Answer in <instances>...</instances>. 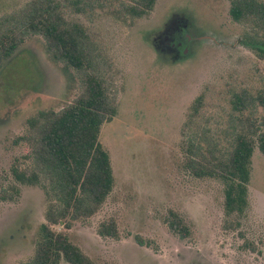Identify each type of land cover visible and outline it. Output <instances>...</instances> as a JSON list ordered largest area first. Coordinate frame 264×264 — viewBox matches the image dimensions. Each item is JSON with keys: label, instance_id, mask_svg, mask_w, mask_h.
Here are the masks:
<instances>
[{"label": "rangeland", "instance_id": "374dc122", "mask_svg": "<svg viewBox=\"0 0 264 264\" xmlns=\"http://www.w3.org/2000/svg\"><path fill=\"white\" fill-rule=\"evenodd\" d=\"M22 1L0 0V12ZM104 1L94 2H102L100 10L80 5L79 17L96 58L89 71L116 104L99 135L110 156L113 189L87 221L53 228L99 263L264 264L259 243L264 156L254 149L242 226L226 228L221 184L195 177L180 147L183 122L197 95L204 96L199 123L222 138L235 123L232 94L246 92L251 99L264 94V56L250 46L252 40L264 41V25L234 19L231 0H156L148 15L135 19L110 10L111 2L120 0ZM179 28L190 35L186 51L183 44L179 51L166 48ZM84 78L54 62L36 36L0 66V184L7 182L4 175L19 153L14 138L24 132L26 119L71 102ZM261 115L264 107L254 100L240 118ZM169 209L183 216L187 237L165 224ZM44 210V193L35 185H20L13 199L0 200V264H18L32 254ZM109 219L115 221V237L98 233L100 222Z\"/></svg>", "mask_w": 264, "mask_h": 264}, {"label": "trees", "instance_id": "16d2710c", "mask_svg": "<svg viewBox=\"0 0 264 264\" xmlns=\"http://www.w3.org/2000/svg\"><path fill=\"white\" fill-rule=\"evenodd\" d=\"M95 1L23 0L0 12V66L36 36L47 55L65 71L85 75L81 92L71 102L58 110H39L26 119L24 132L14 138L19 153L4 175L7 182L0 184V200L13 199L20 185L38 186L45 196L44 222L39 225L33 252L18 264H108L96 262L65 232L53 228L57 224L70 228L76 221H87L113 189L110 156L99 135L102 125L115 116L116 104L103 81L89 71L96 58L88 29L79 17L80 5L103 9L102 2L95 5ZM155 2L120 0L111 2L110 10L116 17L135 19L148 15ZM230 13L236 20L255 19L259 28L264 25V0H231ZM173 39L184 47L188 41L182 30ZM167 44L166 48H171ZM250 46L258 56H264L263 40H252ZM248 96L246 92L232 94L235 123L222 138L209 134L210 128L199 123L203 94L192 100L181 129L185 167L197 178L221 184L226 228L242 226L250 205L248 186L254 149L264 156V115L254 120L240 118L254 100L264 107V94L253 99ZM164 221L180 238L189 235V226L177 211L169 209ZM98 233L115 237V221L100 222ZM259 243L264 248V224Z\"/></svg>", "mask_w": 264, "mask_h": 264}, {"label": "flooded vegetation", "instance_id": "af4514ba", "mask_svg": "<svg viewBox=\"0 0 264 264\" xmlns=\"http://www.w3.org/2000/svg\"><path fill=\"white\" fill-rule=\"evenodd\" d=\"M182 25L185 26L184 23H183ZM179 30H181V29L179 28ZM186 36H187L188 39H190V35L186 34ZM173 40H174V39H173ZM169 43H170V46H171V45L173 46L172 49L175 48V49H178V51L180 50V47H181V45H182L180 41H171V42H169ZM183 47H184V46H183ZM186 49H187V48L184 47L182 51H186Z\"/></svg>", "mask_w": 264, "mask_h": 264}]
</instances>
